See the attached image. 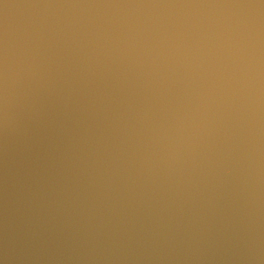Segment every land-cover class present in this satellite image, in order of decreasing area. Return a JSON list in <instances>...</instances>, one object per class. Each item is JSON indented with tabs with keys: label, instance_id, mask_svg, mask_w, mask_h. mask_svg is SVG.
Here are the masks:
<instances>
[{
	"label": "clouds",
	"instance_id": "clouds-1",
	"mask_svg": "<svg viewBox=\"0 0 264 264\" xmlns=\"http://www.w3.org/2000/svg\"><path fill=\"white\" fill-rule=\"evenodd\" d=\"M0 264H264V0H0Z\"/></svg>",
	"mask_w": 264,
	"mask_h": 264
}]
</instances>
